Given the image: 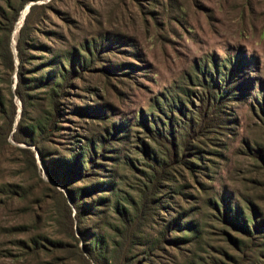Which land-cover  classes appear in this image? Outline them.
Listing matches in <instances>:
<instances>
[{
  "label": "rangeland",
  "instance_id": "rangeland-1",
  "mask_svg": "<svg viewBox=\"0 0 264 264\" xmlns=\"http://www.w3.org/2000/svg\"><path fill=\"white\" fill-rule=\"evenodd\" d=\"M33 5H47L48 9L43 14L35 12L37 21L30 34L34 47L25 68L29 77L35 78L33 85L41 77H47L48 72L54 73V77L34 89L37 97L32 101L27 120L33 119L39 109H47L48 103L43 99L55 82L56 63L65 60L71 50L87 58L84 45L103 44L101 49L93 48L96 61L87 65L80 78L72 80L65 89L56 130L44 144L49 157L72 158L86 139L105 136L104 130L112 133L111 123L122 125L117 134L120 140L117 136L109 138L104 147L105 158L97 160L110 171L94 166L89 172L91 177L84 182L86 185L96 180H122L120 187L134 194L140 175L127 165L126 158H132L134 168L143 170L145 160L136 150L139 144L135 137L143 135L140 117L152 111V102L160 99L163 92H177L194 66H201L209 57L217 65L228 58L241 64L248 86L243 88L242 100L223 105L222 117L230 120L223 127L226 129L200 139L205 141L204 168L196 173L195 181L188 173H184V180L179 178V183L186 186L185 196L168 195L170 191L165 190L161 206L134 231L149 242V249L136 246L130 256L137 264H264V250L260 248V255H254L259 248L256 246L251 252L246 237L222 223L210 204L222 197L239 206L244 217L251 221L245 203L249 201L258 212L256 220L264 221V165L254 157L256 145L264 147V116L259 111L264 96V0L30 1L19 13L10 35L13 72L5 69L0 56V91L6 101L10 100L9 92L13 93L17 80L16 39ZM0 6H4L1 0ZM2 28L3 25L1 45ZM52 58H56L54 64L50 62ZM120 64L136 68L118 71L116 67ZM101 66L107 67L108 72ZM12 102L16 111L8 135L5 117L9 103L5 111L0 109V264H73L65 261L63 255L51 253V247L44 241L62 238L55 224L51 193L44 184L53 186V183H49L38 159L35 174L25 167L15 150L21 147L35 151V148L13 140L22 104L16 96H12ZM95 106L103 110V119L79 111ZM97 151L102 154L101 147ZM77 186L82 185L72 184V188ZM97 196L111 197L109 192L101 191L86 196L84 202ZM110 200L113 202V198ZM105 201L99 210H106ZM184 211L181 221L197 225L196 238L191 242H172L183 235L178 230H168L165 243L156 244L168 222ZM88 223L96 228L95 232L103 234L110 231L116 220L109 214L103 220L94 217ZM263 232H257L256 237H263ZM35 236H39L41 243L37 252L22 244ZM231 238L243 240L245 247L236 250L234 243L228 242ZM258 238L254 243H260ZM127 250L130 248L125 246L123 251Z\"/></svg>",
  "mask_w": 264,
  "mask_h": 264
},
{
  "label": "trees",
  "instance_id": "trees-1",
  "mask_svg": "<svg viewBox=\"0 0 264 264\" xmlns=\"http://www.w3.org/2000/svg\"><path fill=\"white\" fill-rule=\"evenodd\" d=\"M1 1L4 6H0V29L3 25L4 43L0 44V56L5 69L13 72L14 61L9 46L10 35L21 10L27 3L35 0ZM46 9H48L47 5L31 6L24 24L18 32L16 39L18 70L15 89L13 93L9 92V101L5 100L0 91V109L5 111L9 103V112L5 117V126L7 127L5 134L8 135L11 130L16 111L12 96H16L21 101L22 111L12 136L13 140L17 144H25L36 149L38 160L45 170L46 177L49 183H53V186L44 184L46 190L51 193V200L55 207V224L59 227L62 238H44V241L51 247V253H59L65 257V261H70L73 264H137L130 256L132 249L136 246L149 249L150 244L146 239L137 236L134 231L140 229L142 220L151 217L154 214L153 211L161 206L160 200H162V196L166 195L164 193L166 189L170 191L169 194L167 193L168 195L185 196L183 191L186 186L179 183V178L184 180V173H188V176H191L195 181L196 173L204 168L202 146L205 141L201 142L200 139L209 133L220 134L221 130L226 129L223 127L230 120L222 117L225 113L222 111V108H225L223 105L226 102L242 100L244 97L243 88L248 86L247 77L243 74L241 64L232 61L231 58L217 65L213 58L209 57V61L206 60L201 66H194L193 72H189L185 76L183 86L177 87V92L170 90L163 92L160 99L152 102L150 106L152 111L140 117L139 125L143 135L135 138L139 144L136 150L142 154L145 160L143 170L134 168L132 158H126L127 165L140 175L137 186L133 189L134 194L131 195L120 187L122 180L119 182L96 180L86 185L84 182L87 177H91L89 172L94 166L110 171L105 168V164L97 163V160L98 157L101 160L105 158L103 154L106 148L104 147L108 139L116 137L122 125L111 123L112 133L109 130L107 132L104 130L105 136L99 134L95 138L86 139V142L77 148L78 151L72 158H64L66 159L64 160L49 157L44 144L49 142L50 136L56 130V119L60 114V100L65 95V89L71 85L72 80L80 78L87 65L96 61L93 60V48L101 49L103 44L84 45L83 51L86 52L87 58L79 56L76 50H71L64 56L65 60L60 59L56 63L58 71L55 73L53 87L48 93L46 92L47 97L43 99L48 103L47 109H39L33 119L27 120L33 107L32 101L37 97L33 93L34 89L45 85L54 77V73L48 72L47 77H41L38 79V83L33 85L35 78L29 77L27 73L29 70L25 68L34 47L30 40V34L33 30L32 25L37 21L38 14L34 17L35 12L39 11L43 14ZM44 48L41 47V49ZM50 62L54 64L56 58H52ZM101 67L104 72H108L107 67ZM124 67H128L129 70L136 68L132 64H120L116 69L119 71ZM258 104L260 103L258 102ZM259 106V111L264 116V96ZM79 111H83L85 115L93 118H104L103 110L99 106L80 108ZM116 138L118 141L120 140V136ZM98 146L101 147L102 154H98ZM15 150L21 155L25 167L33 170L36 174L38 167L36 152L30 148L21 147H16ZM254 155L255 160L264 165V147L256 145ZM189 157L192 159L188 160ZM73 183H80L82 186L72 188ZM124 185L126 184L124 183ZM59 187L63 191L57 189ZM101 191L109 192L111 197L105 199L97 196L91 202H84L86 196ZM112 198L113 202L110 200ZM104 200H106L104 207L107 208L99 210L98 207ZM245 203L246 209L250 212L251 221L244 217L239 206L229 204L222 197L210 202L214 210L221 216L222 223L246 237L251 252L256 246L259 248L258 252H254V255L259 256L260 248L264 250V232L261 238L256 237V233L264 231V221L256 220L258 212L252 202L245 201ZM185 213V211L179 213L168 222L163 233H160L156 240V244L165 243V234L168 230H178L183 235L181 238L171 240L172 242L175 240L191 242L196 238L194 234L199 233L197 225L193 221L183 223L181 221V218L185 217ZM109 214L114 216L116 223L110 225L108 232L99 234L98 231L95 232L96 228L88 223L94 217L100 221L106 216L108 217ZM190 232L193 234H187ZM38 237L23 241L22 244H26L25 247L37 252L41 247ZM255 238H258L259 244L254 243ZM228 242L234 243L232 245L236 250L240 247L243 249L246 245L240 239L231 238L228 239ZM125 246L130 250L123 251Z\"/></svg>",
  "mask_w": 264,
  "mask_h": 264
},
{
  "label": "water",
  "instance_id": "water-1",
  "mask_svg": "<svg viewBox=\"0 0 264 264\" xmlns=\"http://www.w3.org/2000/svg\"><path fill=\"white\" fill-rule=\"evenodd\" d=\"M23 19H24V16H23ZM23 21V20H22ZM35 151H36V149H35ZM36 157H37V159H38V152L36 151Z\"/></svg>",
  "mask_w": 264,
  "mask_h": 264
}]
</instances>
